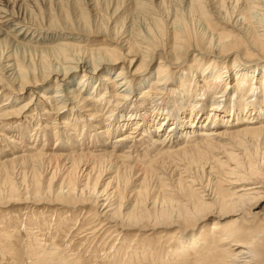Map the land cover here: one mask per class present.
<instances>
[{"label": "bare ground", "instance_id": "1", "mask_svg": "<svg viewBox=\"0 0 264 264\" xmlns=\"http://www.w3.org/2000/svg\"><path fill=\"white\" fill-rule=\"evenodd\" d=\"M63 3L100 12L77 31ZM0 144V208L80 209L110 264H264V0H0ZM37 230L30 256L73 250Z\"/></svg>", "mask_w": 264, "mask_h": 264}, {"label": "rangeland", "instance_id": "2", "mask_svg": "<svg viewBox=\"0 0 264 264\" xmlns=\"http://www.w3.org/2000/svg\"><path fill=\"white\" fill-rule=\"evenodd\" d=\"M99 12L100 11L97 8H94V10H93L91 7H86L84 5L71 6L70 3H63L60 6V11L58 13H56L55 19L58 20L59 23H62V22L71 23V25L73 27L78 22L81 24L83 22L85 24H86V22L88 24L92 23L91 20L94 19V16ZM93 25L94 24H92L90 26H93ZM73 29H75V30L77 29V31L82 30V29L76 28V27H73ZM75 30H71L72 33L76 34L77 32ZM85 31H87V30H85ZM90 31H94V30H90ZM86 34H87V36L83 35L81 37L84 38V40H86V41H90V43L88 44L87 42L85 43L84 41H82V42L77 41L78 44H80L84 47H87V48H91L93 45L102 43V41H103L102 36H98V34H93V33H90V34L86 33ZM185 62L183 64V66L181 67L182 69H180V71L183 73H185V71L187 69L190 70V68H188L189 66H187L188 63H185ZM229 62H231V61H229ZM181 72L179 73L180 76L184 77V75ZM254 80H256L257 82H261L263 80V77H261L259 79H256V77H254ZM249 81H251L250 78L246 79V78H243L241 75L234 74L233 82L231 84V87H234V88H232L231 94L234 95L238 91L246 88ZM167 98H168V96H165V99H167ZM169 101L174 102V99H169ZM16 120L17 119H14L13 121L7 122L6 125L4 124L5 126L3 125L4 129H10L11 130V132H9L8 130L6 131V133H5L6 136H12V133L14 135L17 134L18 127H15V125L17 123L14 122ZM14 127H15V130L14 129L12 130V128H14ZM18 131H20V130H18ZM92 134H94V132ZM20 144H22V143H20ZM52 145H53V143L51 144V146L50 145L49 146L53 147ZM0 146H1V144H0ZM40 146H41V144H40ZM42 167L44 168L45 166H42ZM16 169H17V171L13 174L12 178H14V181H17V182L22 180V175H24V172L28 171V173H29V171H30L28 169H24L21 167H18ZM36 170H39V169L36 168ZM171 171L172 170L170 168H168V170L166 172L163 171V173L165 174V175L163 174V177L165 176L167 179L169 178L167 180L164 177L165 180H167L168 182L171 181V177H174V179H175V176L173 174H171ZM28 173H25V175H26L25 181L27 180L26 184H31L33 182L34 178L32 177V175H30V173L29 174ZM46 175L47 174H45V172L39 173V176H37V177H40L41 180H44L43 177L46 178ZM167 181H165V182H167ZM29 188H30V190H28V193H30V196L32 197V196H34L33 195L34 189L32 190L31 187H29ZM20 189H21V187H20ZM1 191L5 192V190L2 186V181L0 182V195L2 194ZM157 191H158V189H157ZM157 191L155 192L156 194H158V192H159V191L158 192ZM42 193L43 192L37 194L39 196L35 197V199L38 200V202H39L38 205L32 204V203L31 204L13 203V204L9 205L8 207L0 208V264H36L39 261V259L41 260L39 264H75V263L110 264L108 259L105 258L104 256H102L101 252H102V248L107 247V245H105V246L103 245L104 241H107V239H108V241H110L108 243H110L112 246V244L115 242L114 239H113V241L111 240V238L113 236L111 235L112 237L109 238L110 233L105 232L97 240H91L90 243H88V244L84 243V241L81 240V238H82L81 236L83 234H80L81 233L80 231L84 230V228L82 230H80L79 227H80V223L84 222L85 219L87 220V218H86L87 216L85 215L86 213L84 214L83 212H81L80 209H72V208L62 207L59 205H52V204L46 202L47 200L42 197ZM161 193H162V191H161ZM156 194H154V195H156ZM262 207L264 209V204L262 205ZM49 225L51 226L50 229H49ZM256 225H258V223ZM148 226H150V225H148ZM37 229H40L46 233H47V231L48 232L52 231V234H54L53 232H55V231H59V233L56 234V238L54 239L58 243H61L62 239H64L67 236V234L69 236L72 233L71 236L73 238H72L70 243H71V245H73V248H72L73 250L70 252V254H69V250H67L63 253L56 251V253H53L51 256H42L43 255V253H42L41 258L43 257V259L40 258L39 254L35 257L30 256L31 251H32L31 249L33 246H31L32 245V243H31L32 237L30 239L29 236H31V233L34 231L36 234L40 235L41 233L40 232L37 233L38 232ZM31 230H33V231H31ZM162 230H166V229L159 228V229L154 230L153 232L151 230V234H150V230H147L145 233H143L141 239L149 241L151 244H154L158 240L159 234L161 233ZM29 231H30V233H29ZM166 231H168V230H166ZM170 231H172V230H170ZM78 234H80V235H78ZM145 237H148V238L146 239ZM72 241L74 244L72 243ZM70 243H68V244H70ZM82 243H84L83 245H85V246H83ZM126 243L128 244L129 242L125 241V245H127ZM87 247H89V249H87ZM95 247H96V249H95ZM99 247L101 250L98 249ZM86 249H87V251L84 252V250H86ZM93 250H96V251H93ZM73 252L79 253V255H81V256L77 257L79 260L76 261L72 258L73 257L72 255L74 254ZM161 254H162V252H161ZM124 255H125V257H124ZM155 255L157 257H159L158 254H155ZM121 257H124V260H125V262L124 261L121 262L123 264H127L128 260H131L129 255H127V252H125L123 254V256L121 255L119 257H116L115 261L118 262V261L122 260ZM42 260H43V262H42ZM44 261H45V263H44ZM130 262H133V260H131ZM163 264H168V262L163 261Z\"/></svg>", "mask_w": 264, "mask_h": 264}]
</instances>
